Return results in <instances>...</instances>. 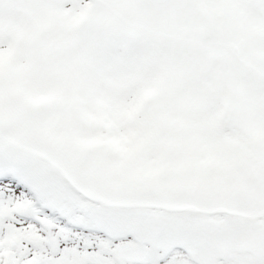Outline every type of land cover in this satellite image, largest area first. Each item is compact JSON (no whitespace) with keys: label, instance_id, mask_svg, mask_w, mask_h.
Segmentation results:
<instances>
[{"label":"snow or ice","instance_id":"6c2138e0","mask_svg":"<svg viewBox=\"0 0 264 264\" xmlns=\"http://www.w3.org/2000/svg\"><path fill=\"white\" fill-rule=\"evenodd\" d=\"M0 264H264V0H0Z\"/></svg>","mask_w":264,"mask_h":264}]
</instances>
